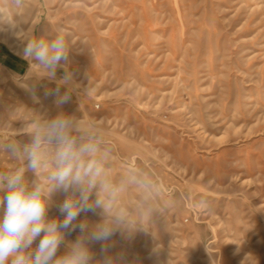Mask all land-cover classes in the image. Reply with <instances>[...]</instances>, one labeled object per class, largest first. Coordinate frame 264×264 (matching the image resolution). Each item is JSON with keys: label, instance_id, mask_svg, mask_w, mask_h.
I'll return each instance as SVG.
<instances>
[{"label": "rangeland", "instance_id": "1", "mask_svg": "<svg viewBox=\"0 0 264 264\" xmlns=\"http://www.w3.org/2000/svg\"><path fill=\"white\" fill-rule=\"evenodd\" d=\"M59 28L76 84L62 105L21 57ZM58 111L100 148L106 207L80 218L132 232L108 242L116 264H264V0H0V171Z\"/></svg>", "mask_w": 264, "mask_h": 264}, {"label": "clouds", "instance_id": "2", "mask_svg": "<svg viewBox=\"0 0 264 264\" xmlns=\"http://www.w3.org/2000/svg\"><path fill=\"white\" fill-rule=\"evenodd\" d=\"M13 2L20 6L23 0ZM25 41L21 57L30 71L35 69L32 75L56 82L55 102L67 103L76 84L67 66L71 47L65 30L56 29L49 37L32 35ZM61 68L64 74L57 79ZM60 87L66 89L63 94ZM78 129L72 113L58 111L35 128L30 142L7 146L23 163L14 170L0 171V264H116L108 242L117 232L128 236L132 232L121 216L105 215L91 224L86 217L80 218L81 213L106 205L99 195L104 191L99 181L104 173L100 148L74 135ZM42 170L46 171L43 178L29 181L26 177L27 172L39 177ZM57 194L65 196L58 206L62 220L48 217ZM77 229L80 236L68 240ZM94 243L101 244L99 252L93 249Z\"/></svg>", "mask_w": 264, "mask_h": 264}]
</instances>
